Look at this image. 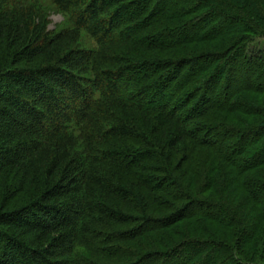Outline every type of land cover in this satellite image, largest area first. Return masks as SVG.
Wrapping results in <instances>:
<instances>
[{
    "label": "trees",
    "instance_id": "obj_1",
    "mask_svg": "<svg viewBox=\"0 0 264 264\" xmlns=\"http://www.w3.org/2000/svg\"><path fill=\"white\" fill-rule=\"evenodd\" d=\"M48 2L0 0V264H264V0Z\"/></svg>",
    "mask_w": 264,
    "mask_h": 264
},
{
    "label": "rangeland",
    "instance_id": "obj_2",
    "mask_svg": "<svg viewBox=\"0 0 264 264\" xmlns=\"http://www.w3.org/2000/svg\"><path fill=\"white\" fill-rule=\"evenodd\" d=\"M38 3L42 6V10L47 16L49 22L48 29L53 33L60 32L64 29H70L71 25L67 18L50 5L48 0H38ZM80 47L83 49H94L95 45L93 41L85 35L81 36ZM249 54L256 56L264 55V38L256 40L248 50Z\"/></svg>",
    "mask_w": 264,
    "mask_h": 264
}]
</instances>
